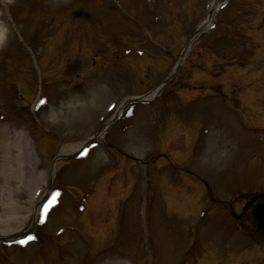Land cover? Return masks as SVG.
Returning a JSON list of instances; mask_svg holds the SVG:
<instances>
[{"label":"rangeland","instance_id":"374dc122","mask_svg":"<svg viewBox=\"0 0 264 264\" xmlns=\"http://www.w3.org/2000/svg\"><path fill=\"white\" fill-rule=\"evenodd\" d=\"M212 2L0 0V126H21L32 157L27 180L11 185L16 202L4 208L0 194V236L31 222L53 174L54 223L41 219L38 229H55L69 263L87 247L88 264H234L233 253L240 264H264V235L243 220L253 238L233 239L225 214L232 188L264 190V0L216 7L170 80L181 95L172 104L161 98L165 89L129 100L178 62ZM73 28L84 39L80 50ZM124 101L102 139L52 170L63 146L91 136ZM28 245L4 248L0 264H22ZM35 254L29 261L42 264Z\"/></svg>","mask_w":264,"mask_h":264},{"label":"bare ground","instance_id":"6f19581e","mask_svg":"<svg viewBox=\"0 0 264 264\" xmlns=\"http://www.w3.org/2000/svg\"><path fill=\"white\" fill-rule=\"evenodd\" d=\"M219 1L214 0L211 8H216L217 5L219 6L223 3ZM101 135L102 132L96 136L99 138ZM83 144L84 142L81 141L66 145L61 148L60 154L70 153L81 146L83 147ZM30 160L32 159L28 152V144L25 137L20 132H14L8 126H0V194L2 205L5 204L4 208L7 206V203L11 201L16 202L14 197L18 196V187H11V185L17 181L19 185L27 180ZM4 211V209H0V214L2 215ZM2 221L12 223L10 217L2 219Z\"/></svg>","mask_w":264,"mask_h":264},{"label":"snow or ice","instance_id":"6c2138e0","mask_svg":"<svg viewBox=\"0 0 264 264\" xmlns=\"http://www.w3.org/2000/svg\"><path fill=\"white\" fill-rule=\"evenodd\" d=\"M45 103V101H44V99L43 98H41L39 101H38V103H37V107H39L41 104H44ZM87 153V148H85V149H83L82 151H81V155H85ZM59 195V193L58 192H53L52 194H51V197H50V199L46 202V203H44V205H43V208H42V214L43 213H46L47 211H48V209L56 202V197ZM33 237H27V239H32ZM26 241L25 240H21V241H19V243H21V244H23V243H25Z\"/></svg>","mask_w":264,"mask_h":264},{"label":"water","instance_id":"95a60500","mask_svg":"<svg viewBox=\"0 0 264 264\" xmlns=\"http://www.w3.org/2000/svg\"><path fill=\"white\" fill-rule=\"evenodd\" d=\"M253 213L264 226V203L258 204L253 210Z\"/></svg>","mask_w":264,"mask_h":264}]
</instances>
